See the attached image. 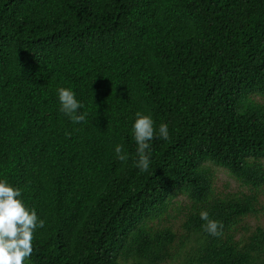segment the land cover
<instances>
[{
	"label": "trees",
	"instance_id": "trees-1",
	"mask_svg": "<svg viewBox=\"0 0 264 264\" xmlns=\"http://www.w3.org/2000/svg\"><path fill=\"white\" fill-rule=\"evenodd\" d=\"M0 178L45 221L25 264H264V0H0Z\"/></svg>",
	"mask_w": 264,
	"mask_h": 264
},
{
	"label": "clouds",
	"instance_id": "clouds-1",
	"mask_svg": "<svg viewBox=\"0 0 264 264\" xmlns=\"http://www.w3.org/2000/svg\"><path fill=\"white\" fill-rule=\"evenodd\" d=\"M56 92L59 110L75 123L84 121L87 113L81 110L84 105L76 98L75 92L63 86L58 87ZM131 132L136 144V166L145 171L150 163L149 142L154 135L167 140L168 126L162 122L154 128L151 115L137 112L131 124ZM114 152L117 159H127L120 144L114 146ZM199 217L204 221L202 227L206 232L214 236L220 234L218 222L210 218L207 210H200ZM44 224V219L38 218L36 210L27 207L21 199V189L0 178V264H25L33 250V232Z\"/></svg>",
	"mask_w": 264,
	"mask_h": 264
},
{
	"label": "rangeland",
	"instance_id": "rangeland-1",
	"mask_svg": "<svg viewBox=\"0 0 264 264\" xmlns=\"http://www.w3.org/2000/svg\"><path fill=\"white\" fill-rule=\"evenodd\" d=\"M215 184L216 187L220 190H234L240 188L238 182L231 176L226 169L221 167H215ZM176 201L178 204L175 206L176 208L184 201L182 196H177ZM179 220V218H178ZM177 220V221H178ZM264 221V218L262 219Z\"/></svg>",
	"mask_w": 264,
	"mask_h": 264
}]
</instances>
